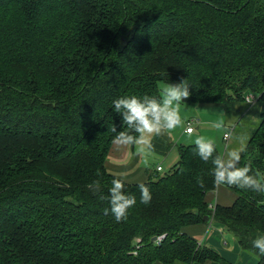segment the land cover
I'll list each match as a JSON object with an SVG mask.
<instances>
[{
	"label": "trees",
	"instance_id": "obj_1",
	"mask_svg": "<svg viewBox=\"0 0 264 264\" xmlns=\"http://www.w3.org/2000/svg\"><path fill=\"white\" fill-rule=\"evenodd\" d=\"M181 78L186 101L231 109L256 96L242 164L264 173L263 0H0V264H235L184 231L206 216L264 264L252 246L264 194L225 185L236 200L211 209L213 166L194 144L145 181L149 204L126 182L137 200L127 219L104 214L99 197L118 177L111 129L126 130L113 100ZM169 138L154 135L151 150L167 154Z\"/></svg>",
	"mask_w": 264,
	"mask_h": 264
},
{
	"label": "clouds",
	"instance_id": "obj_2",
	"mask_svg": "<svg viewBox=\"0 0 264 264\" xmlns=\"http://www.w3.org/2000/svg\"><path fill=\"white\" fill-rule=\"evenodd\" d=\"M191 84L188 78H181L176 83H165L159 88V95L121 96L113 100L114 110L122 115V130L113 127L115 133L113 143L121 146L141 145L146 136L159 135L170 131L181 124L180 105L190 97ZM223 127V121L214 125ZM133 133L137 135H133ZM143 151L142 148L139 149ZM194 151L205 163L211 161L213 182L216 187L235 186L240 189L251 190L264 194V173L252 168L251 161L242 164V147L225 148L223 153L217 151L215 141L203 135L197 136L194 141ZM127 177L125 175L113 178L109 195H100L101 200L107 199L109 207L104 209V214L109 212L117 222L126 220L129 210L137 203L136 196L125 191ZM203 187V184H201ZM93 193H100V182L93 181L89 185ZM140 203L149 204L151 192L145 182L138 184ZM254 249L264 255V235L252 241Z\"/></svg>",
	"mask_w": 264,
	"mask_h": 264
},
{
	"label": "rangeland",
	"instance_id": "obj_3",
	"mask_svg": "<svg viewBox=\"0 0 264 264\" xmlns=\"http://www.w3.org/2000/svg\"><path fill=\"white\" fill-rule=\"evenodd\" d=\"M164 84L165 82H161L160 86ZM248 96H250L249 93H246L244 102L237 106H232L231 109H228L225 102L186 101L180 105L181 124L170 131L162 133L170 137V141L173 142L168 153L160 154L150 151V144L155 134L146 136L145 141L141 145H137V150L143 149L142 152L146 156L144 160L148 161L150 169L156 170L161 165L164 170L159 174H164L170 171L179 160V145H192L196 137L200 135L213 139L222 153L227 147H242L244 149L250 137L249 129L253 124L260 122L258 117L260 106L258 107V103H249L247 101ZM243 115L244 118L242 119ZM193 119H195L193 125L196 130L194 133L188 134L186 133L187 124ZM219 121H223V127L218 129L214 125ZM232 129V136L227 142L224 140V134ZM230 190L228 191L233 193ZM227 234V245L231 244V242L234 244L238 242L231 233ZM224 247L226 248V246Z\"/></svg>",
	"mask_w": 264,
	"mask_h": 264
},
{
	"label": "crops",
	"instance_id": "obj_4",
	"mask_svg": "<svg viewBox=\"0 0 264 264\" xmlns=\"http://www.w3.org/2000/svg\"><path fill=\"white\" fill-rule=\"evenodd\" d=\"M150 151L154 153V151L151 150V147ZM144 158H146L144 152L137 150V145L121 146L112 143L106 160V167L109 171L116 174L117 176L125 175L127 177V183L134 184L145 182L150 177H154L160 172H157L155 169H150L148 161H145ZM228 190H230L228 187L222 186L217 187L215 190L207 194V202L209 203L211 209L217 205L229 206L234 203L237 196L232 190L230 191L233 193L229 192ZM184 231L188 235L196 238L201 246H207L217 250L224 258L231 261L232 263L257 264V259L253 255L241 250L238 242L235 244L231 242V244L229 243V245H227V233L231 232L224 229L223 227L218 226L212 220L209 223L202 222L188 225L184 227ZM224 246H226V248ZM154 264L163 263L156 262ZM193 264L218 263L215 261H206L204 263L196 262Z\"/></svg>",
	"mask_w": 264,
	"mask_h": 264
},
{
	"label": "built area",
	"instance_id": "obj_5",
	"mask_svg": "<svg viewBox=\"0 0 264 264\" xmlns=\"http://www.w3.org/2000/svg\"><path fill=\"white\" fill-rule=\"evenodd\" d=\"M250 96H248L247 97V101L249 102V103H251V104H255L256 102H257V98H256V96L254 95V94H249ZM194 120L195 119H193L192 121H189L188 122V126H187V128H186V133H194L195 132V127H194ZM198 121H200V120H198ZM232 131H233V129L231 130V131H229V132H226L225 134H224V140L225 141H229V139L231 138V136H232ZM156 171L157 172H162L163 171V167L161 166V165H159L157 168H156ZM212 209H214V207L212 208ZM164 236H161L159 239L161 240L162 238H163Z\"/></svg>",
	"mask_w": 264,
	"mask_h": 264
},
{
	"label": "water",
	"instance_id": "obj_6",
	"mask_svg": "<svg viewBox=\"0 0 264 264\" xmlns=\"http://www.w3.org/2000/svg\"><path fill=\"white\" fill-rule=\"evenodd\" d=\"M204 220H205V222H210L211 221V217L210 216H206L205 218H204Z\"/></svg>",
	"mask_w": 264,
	"mask_h": 264
}]
</instances>
